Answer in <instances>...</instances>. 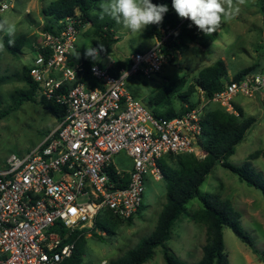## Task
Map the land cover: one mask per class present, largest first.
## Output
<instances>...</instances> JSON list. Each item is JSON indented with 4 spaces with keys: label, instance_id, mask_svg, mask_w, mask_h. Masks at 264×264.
Masks as SVG:
<instances>
[{
    "label": "built area",
    "instance_id": "1",
    "mask_svg": "<svg viewBox=\"0 0 264 264\" xmlns=\"http://www.w3.org/2000/svg\"><path fill=\"white\" fill-rule=\"evenodd\" d=\"M87 26L78 11L59 21L55 32H40L35 42L29 73L38 98L64 113L38 145L24 155L11 154L0 165V264H63L77 240L95 231L102 211L121 220L136 216L147 183L165 179L164 160L202 151L207 108L216 104L239 116L233 98L251 97L264 87V77L249 75L210 99L201 90V103L182 115L156 117L128 91L127 80H150L163 71L168 56L161 46L167 37L132 54L130 66L117 75L110 68L118 61L109 57V65L91 62L87 72L88 58L71 64L76 38ZM122 154L127 168L114 164Z\"/></svg>",
    "mask_w": 264,
    "mask_h": 264
},
{
    "label": "rangeland",
    "instance_id": "2",
    "mask_svg": "<svg viewBox=\"0 0 264 264\" xmlns=\"http://www.w3.org/2000/svg\"><path fill=\"white\" fill-rule=\"evenodd\" d=\"M56 0H3L0 10V22L15 25V45L21 51L13 54L5 48V35L0 41V77L7 79L0 86V116L12 105V95L27 89L22 80L24 66H31L35 53L25 45L23 39L33 41L42 32L45 25L51 23L43 15L52 2ZM227 5L231 3L239 11L234 15L222 19L223 29L218 38L207 47L200 43L186 42L180 46L168 59L163 71L150 80L142 76L127 80L128 91L143 104L155 97L158 92L175 82L184 80L183 88L175 94L166 111L178 113L182 102L178 97L190 91L188 103L185 106L201 103V88L198 79L201 72L213 67L219 60H224L228 66L227 82L245 69L259 63L264 56V0H222ZM169 7V12H173ZM92 16L101 15L100 4L93 10ZM107 22H113L105 17ZM80 30L76 38V49L72 52V66H75L84 56L87 47H94L92 24ZM111 32L116 41L110 53L99 55L91 62L99 63L103 67L109 65V58L116 61L130 60L131 52L150 50L160 39L145 37V31L139 35H131L122 26L115 23ZM167 37L166 34H163ZM96 40L99 41L98 38ZM102 41V39L100 40ZM17 43V44H16ZM99 49V48H98ZM100 50V49H99ZM259 76L264 77L263 73ZM39 100V99H38ZM233 105L239 116H234L239 122L254 119L253 125L247 131L244 141L236 148L235 154L229 162L235 166L248 163L256 172L264 176V87L254 92L251 97L239 94L233 98ZM214 108L218 105L213 104ZM220 107V106H219ZM240 110L243 111L241 117ZM58 126L57 118L50 110L45 109L38 101L24 102L19 109L5 118H0V165L2 166L11 154L24 155L33 146L43 140L42 133L54 130ZM203 142L206 137L203 136ZM202 142V143H203ZM197 160L203 161L206 153L198 151L193 154ZM177 159V158H176ZM176 161L167 165L177 168ZM116 166L125 168L129 160L124 154L114 160ZM202 194L217 198L222 203L229 204L241 215L240 225L251 238V246L244 244L237 238L230 228L223 229L225 254L229 264H264V195L260 190L241 181L230 170L217 166L208 176L200 188ZM167 203V182L150 180L146 185L141 212L130 220L116 219L109 210L101 212L96 220L95 231L82 235L81 264H109L123 258L128 251L137 248L141 241L154 232L160 214ZM202 208L198 199L187 205L186 212L175 223L170 240L166 245L181 262L197 264L203 257V248L208 243L207 227L194 219V214ZM100 224L104 230L97 226ZM78 239V241H79ZM145 264H166L161 247L154 251V256Z\"/></svg>",
    "mask_w": 264,
    "mask_h": 264
},
{
    "label": "trees",
    "instance_id": "3",
    "mask_svg": "<svg viewBox=\"0 0 264 264\" xmlns=\"http://www.w3.org/2000/svg\"><path fill=\"white\" fill-rule=\"evenodd\" d=\"M101 2L102 0H56L52 2L43 10V15L52 22L45 25L42 32H55V27H57L59 21L64 20L66 17L73 16L79 11L81 13L82 23L85 25L89 23L92 24V35L95 37L93 40L94 47L99 48L102 54L110 53L109 51H111L112 45L116 42L114 40V34L111 32L115 23L101 20L100 16H92L91 13ZM153 3L167 4L172 9V0H153ZM190 24V20L180 18L174 10L165 15L160 25H151L146 28L145 37L162 40L164 37L162 34L164 32L167 38L161 46V52L168 56V59H171L169 57L172 53L186 42H198L202 46L207 47L218 38L219 31L223 29V22H221L215 31L204 34L199 31L196 26L193 25L190 27ZM37 38L38 36L35 37L33 41L23 39V41L20 42L29 46L31 52L35 53V42ZM96 38H98L99 41L96 40ZM101 39L102 41H100ZM4 46L9 52L15 55L21 51L19 45H8L7 39H5ZM137 52L141 51L135 50L128 56ZM130 64V60L120 59L115 66L110 68V72L113 75H117L120 68L129 67ZM90 65L91 61L88 59L85 62L87 72ZM255 66L238 73L232 81H242L245 77L250 75V71ZM23 69L24 76L22 80L26 83L27 89L12 95V105L0 116V118H5L17 111L24 102L35 103L38 101L45 109L50 110L58 121H61L64 113L63 108L59 107L54 102L39 99L37 93L38 88L30 77L29 67L24 66ZM227 72L228 66L224 60L217 61L213 67L207 68L201 72L198 79V86L205 92V97L207 99L212 98L215 93L222 91L226 85L231 82H227ZM87 78L92 81L88 74ZM6 80L7 79L0 77V86L3 85ZM95 85L96 84H92V87ZM183 85L184 80H181L162 88L155 97L148 101V103L145 102V105L156 117L171 119L184 114L188 109H192L195 106L188 105V108L185 106V104L188 103L187 98L189 94H191L190 91L178 96L183 104L178 113L173 111L162 113L164 107L170 104L172 97L183 88ZM240 114L241 117L244 116L241 110ZM253 122V118L239 122L237 118L227 113L223 108L219 106L218 108H214L213 105L209 106L203 120V136L206 137V142H203V138L200 141L201 147L206 153L205 159L199 161L193 155H182L178 157L169 156L166 161H163L165 173L164 180L167 182V203L160 214L156 229L152 235L143 239L137 248L128 251L123 258L117 261H111L109 264H145L154 256V251L159 247L163 249V258L166 264H185L177 259L175 255L170 254L171 252L166 243L170 240L173 226L181 218L183 213L186 212L187 205L195 199L201 202L202 208L194 214V219L198 221L199 224H204L207 227L208 235V243L203 248V257L197 264H229L228 257L224 252L223 229L225 227L230 228L234 235L244 244L251 246L250 236L240 225V213L235 211L229 204L222 203L211 195L202 194L200 188L215 168L221 165L223 168L234 173L247 185L260 190L264 195V176L261 173L256 172L248 163L238 167L229 162V159L235 154L237 146L244 141L246 133L253 125ZM48 133L49 131L42 133V137H46ZM170 161H176L177 168L169 167L167 163ZM110 173L114 179V171L110 170ZM141 209L142 206L139 213ZM97 226L100 230H104L102 225L97 224ZM77 237L78 236L75 234L70 240L73 241ZM81 241L82 239H79V241L77 240V245L72 257L67 259L63 264L82 263L83 253Z\"/></svg>",
    "mask_w": 264,
    "mask_h": 264
},
{
    "label": "clouds",
    "instance_id": "4",
    "mask_svg": "<svg viewBox=\"0 0 264 264\" xmlns=\"http://www.w3.org/2000/svg\"><path fill=\"white\" fill-rule=\"evenodd\" d=\"M171 7L180 18L191 21L190 27L194 25L204 34L215 31L222 19L239 11L231 3L226 7L222 0H172ZM100 8L101 20L107 17L133 36L141 35L151 25H160L169 12L167 4H155L153 0H102ZM15 31L14 24L0 22V41L6 35L8 45H14ZM84 56L95 61L99 52L87 47Z\"/></svg>",
    "mask_w": 264,
    "mask_h": 264
},
{
    "label": "water",
    "instance_id": "5",
    "mask_svg": "<svg viewBox=\"0 0 264 264\" xmlns=\"http://www.w3.org/2000/svg\"><path fill=\"white\" fill-rule=\"evenodd\" d=\"M2 1L3 0H0V10H2V6H1ZM263 71H264V56L260 57L259 63L250 71V75L256 76L263 73Z\"/></svg>",
    "mask_w": 264,
    "mask_h": 264
}]
</instances>
